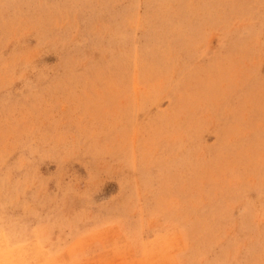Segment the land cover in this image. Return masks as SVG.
Instances as JSON below:
<instances>
[{
    "label": "rangeland",
    "instance_id": "obj_1",
    "mask_svg": "<svg viewBox=\"0 0 264 264\" xmlns=\"http://www.w3.org/2000/svg\"><path fill=\"white\" fill-rule=\"evenodd\" d=\"M0 244L264 264V0H0Z\"/></svg>",
    "mask_w": 264,
    "mask_h": 264
},
{
    "label": "bare ground",
    "instance_id": "obj_2",
    "mask_svg": "<svg viewBox=\"0 0 264 264\" xmlns=\"http://www.w3.org/2000/svg\"><path fill=\"white\" fill-rule=\"evenodd\" d=\"M0 245H1V244H0ZM1 246H2V245H1ZM1 246H0V247H1ZM3 246H4V245H3ZM1 248L3 249V247H1ZM0 252H2V251L0 250ZM4 253H5V251H4ZM4 253H3V254H4ZM0 256H1V255H0ZM1 257H2V256H1ZM1 257H0V258H1ZM4 258H6V257H4ZM11 258H12V257H11ZM1 260H2V259H0V261H1ZM2 261H3V260H2ZM3 264H4V263H3Z\"/></svg>",
    "mask_w": 264,
    "mask_h": 264
}]
</instances>
